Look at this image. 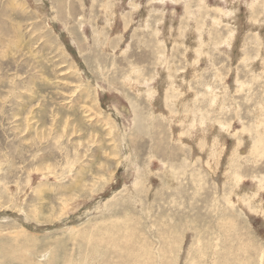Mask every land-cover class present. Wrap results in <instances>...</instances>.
I'll list each match as a JSON object with an SVG mask.
<instances>
[{"label":"rangeland","instance_id":"rangeland-1","mask_svg":"<svg viewBox=\"0 0 264 264\" xmlns=\"http://www.w3.org/2000/svg\"><path fill=\"white\" fill-rule=\"evenodd\" d=\"M263 151L264 0H0V264H264Z\"/></svg>","mask_w":264,"mask_h":264},{"label":"bare ground","instance_id":"bare-ground-1","mask_svg":"<svg viewBox=\"0 0 264 264\" xmlns=\"http://www.w3.org/2000/svg\"><path fill=\"white\" fill-rule=\"evenodd\" d=\"M203 1H204V0H203ZM150 2H151V1H150ZM152 3H153V0H152ZM235 4H236V3H235ZM116 7H117V6H116ZM117 9H118V8H117ZM123 9H124V8H123ZM135 9H136V6H135ZM186 9H187V7H186ZM186 9H185V10H186ZM119 10H120V9H119ZM133 10H134V9H133ZM166 10H167V9H166ZM170 10H171V9H170ZM170 10H169V11H170ZM172 10H173V9H172ZM185 10H184V11H185ZM167 12H168V11H167ZM118 13H119V12H118ZM163 13H164V12H163ZM186 13H187V12H186ZM129 14H130V13H129ZM170 14H171V12H170ZM186 16H187V15H186ZM189 17H190V16H189ZM231 17H232V15H231ZM233 17H234V16H233ZM121 18H122V17H121ZM121 18H120V19H121ZM175 20H176V19H175ZM233 20H234V19H233ZM251 20H253V19H251ZM172 21H173V20H172ZM188 21H189V20H187V22H188ZM257 22H258V21H257ZM170 23H171V22H170ZM258 23H259V22H258ZM164 39H165V38H164ZM197 42H198V41H197ZM156 50H157V49H156ZM163 53H164V52H163ZM163 55H164V54H163ZM165 55H166V54H165ZM166 56H167V55H166ZM189 57H190V56H189ZM198 57H199V56H198ZM164 58H165V57H164ZM196 58H197V56H196ZM189 61H190V60H189ZM193 64H195V63H193ZM168 81H169V80H168ZM152 83H153V81H152ZM148 84H149V83H148ZM148 84H147V85H148ZM150 84H151V83H150ZM145 85H146V84H145ZM174 85H175V84H174ZM154 86H155V85H154ZM165 86H166V85H165ZM176 86H177V85H176ZM176 86H175V87H176ZM144 88H145V87H144ZM153 88H154V87H153ZM133 90H135V89H133ZM159 90H162V89H159ZM156 92H157V91H156ZM176 92H177V91H176ZM153 94H154V93H153ZM155 95H156V94H155ZM157 95H158V94H157ZM150 98H151V97H150ZM150 98H149V99H150ZM155 98H156V97H155ZM155 98H154V99H155ZM157 98H158V97H157ZM161 99H162V98H161ZM157 100H158V99H157ZM157 100H156V101H157ZM172 100H173V99H172ZM172 100H171V101H172ZM152 103H153V102H152ZM157 103H158V101H157ZM175 105H176V104H175ZM159 106H160V105H159ZM155 107H156V105H155ZM161 108H162V110L164 109L163 106H162ZM155 110H156V109H155ZM169 110H170V109H169ZM164 111H165V110H164ZM188 113H189V112H188ZM190 113H191V112H190ZM190 113H189V114H190ZM199 113H200V112H199ZM194 114H195V113H194ZM201 114H202V113H201ZM170 115H171V114H170ZM177 115H178V114H176V116H177ZM182 115H183V113H182ZM184 115H185V114H184ZM198 116H199V115H198ZM201 117H202V116H201ZM187 118H188V116H187ZM199 118H200V116H199ZM177 120H178V119H177ZM206 120H207V119H206ZM198 121H201V120L198 119ZM198 121H197V124H198ZM171 122H172V121H171ZM186 122H187V121H186ZM193 122H194V120H193ZM178 123H181V122H178ZM200 123H201V122H200ZM208 123H209V121H208ZM174 124H175V123H174ZM181 124H182V123H181ZM189 124H190V122H189ZM197 124H196V125H197ZM201 125H202V124H201ZM206 126H207V123H206ZM208 126H210V124H209ZM208 126H207V127H208ZM178 128H179V127H178ZM182 128H183V127H182ZM193 128H194V127H193ZM197 128H198V127H197ZM200 128H201V127H200ZM200 128H199V129H200ZM203 128H204V126H203ZM203 128H201L202 131H203ZM199 129H198V131H199ZM205 129H207V128H205ZM178 130H179V129H178ZM182 130H183V129H182ZM182 130H180V131H182ZM185 130H186V129H185V127H184V132H185ZM190 130H191V129H190ZM196 130H197V129H196ZM196 130H195V132H196ZM209 130H210V129H209ZM212 130H213V129H212ZM212 130H211V131H212ZM187 131H188V130H187ZM198 131H197V133H198ZM204 131H205V130H204ZM204 131H203V132H204ZM192 132H193V131H192ZM212 132H213V131H212ZM197 133H196V134H197ZM200 133H201V132H200ZM191 134H192V133H191ZM202 134H203V133H202ZM206 134H208V132H207ZM211 134H212V133H211ZM177 135H179V134H177ZM203 135H204V134H203ZM177 137H178V136H177ZM177 137H176V138H177ZM197 137H198V136H197ZM203 137H204V136H203ZM209 137H211V136H209ZM195 138H196V137H195ZM204 138H205V137H204ZM190 139H191V138H190ZM188 140H189V139H188ZM193 140H194V139H193ZM202 140H203V139H202ZM207 140H209V139L207 138ZM191 141H192V140H191ZM188 142H189V141H188ZM200 142H201V141H200ZM200 142H199V143H200ZM202 142H203V141H202ZM209 142H211V139H210ZM190 143H191V142H190ZM203 143H205V142H203ZM203 143H201V144H203ZM195 144H196V143H195ZM209 144H210V143H209ZM236 144H237V143H236ZM203 145H204V144H203ZM212 145H213V144H212ZM212 145H210V146L213 147ZM222 145H223V144H222ZM198 146H200V145H198ZM236 146H237V145H236ZM236 146H235V147H236ZM242 146H243V145H242ZM262 146H263V145H262ZM190 147H191V146H190ZM195 147H196V145H195ZM253 147H254V144H253ZM204 148H205V147H204ZM240 148H241V147H240ZM205 149H206V148H205ZM221 149H223V148H221ZM199 150L201 151V150H202V147H201V149H199ZM206 150H207V149H206ZM236 150H237V149H236ZM238 150H239V148H238ZM238 150H237V151H238ZM249 150H250V149H249ZM198 152H199V151H198ZM207 152H208V151H207ZM263 152H264V151H263ZM238 153H239V152H238ZM242 154H243V153H242ZM199 155H200V154H199ZM208 155H211V154L209 153ZM262 155H263V154H262ZM207 157H208V156H207ZM199 158H200V157H199ZM206 163H208V162H206ZM207 165H208V164H207ZM217 165H218V164H217ZM217 168H218V167H217ZM262 185H263V184H262ZM256 191H257V190H256ZM104 229H105V228H104ZM177 234H179V233H177ZM135 237H136V236H135ZM258 239H259V238H258ZM122 240H123V239H122ZM128 240H129V238H128ZM132 240H133V239H132ZM125 241H126V240H125ZM146 241H147V240L145 239V242H146ZM111 242H112V241H111ZM145 242H144V243H145ZM167 242H168V241H167ZM171 242H172V241H171ZM245 242H246V241H245ZM146 243H147V242H146ZM100 244H101V243H100ZM149 244H150V243H149ZM168 244H170V243H168ZM162 245H163V244H162ZM165 245H166V244H165ZM181 245H182V244H181ZM193 245H194V244H193ZM135 246H136V245H135ZM141 246H142V245H141ZM150 246H151V245H150ZM166 246H167V245H166ZM131 247H132V246H131ZM131 247H130V249H131ZM137 247H138V246H137ZM137 247H136V248H137ZM152 247H153V246H152ZM190 247H191V246H190ZM186 248H187V247H186ZM100 249H101V251H102V248H100ZM133 249H134V247H133ZM141 249H143V248L141 247ZM148 249H149V246H148ZM150 249H151V248H150ZM98 250H99V249H98ZM171 250L174 251V249H171ZM176 250H177V249H176ZM101 251H100V252H101ZM104 251H105V250H104ZM132 251H133V250H132ZM145 251H146V250H140V251H137V252L135 253L136 256H138V257L141 256V257L139 258V260H143V259H144V252H145ZM173 251H171V252H173ZM184 251H185V250H184ZM230 251H231V250H230ZM237 251H238V250H237ZM128 252H129V251H128ZM150 252H151V250H150ZM180 252H181V251H180ZM228 252H229V251H228ZM248 252H249V251H248ZM120 253H121V252H120ZM232 253H233V252H232ZM232 253H231V254H232ZM97 254H98V253H97ZM126 254H127V253H126ZM135 254H134V252H133V253H130L129 255L133 257ZM152 254H153V251H152ZM154 254H155V253H154ZM227 254H228V253H227ZM120 255H121V254H120ZM120 255H119V257H120ZM122 255H124V254H122ZM129 255H128V256H129ZM148 255H149V254H148ZM171 255H172V254H171ZM174 255H176V254H174ZM236 255H238V254L236 253ZM41 256H42V255H41ZM124 256H125V255H124ZM155 256H156V255H155ZM238 256H239V255H238ZM246 256H247V255H246ZM122 257H123V256H122ZM122 257H121V258H122ZM148 257H149V256H148ZM161 257L163 258V256H160V258H161ZM174 257H175V256H174ZM189 257H190V256H189ZM227 257H228V256H227ZM249 257H250V256H249ZM123 258H125V257H123ZM190 258H191V257H190ZM238 258H239V257H238ZM30 259H31V258H30V253H28V255L25 254L23 257L18 258V259L16 260V263H17V264H33V262H31ZM132 259H133V258H132ZM181 259H182V258H181ZM213 259H214V258H213ZM230 259H231V258H230ZM230 259H229V260H230ZM124 260H125V259H124ZM221 260H222V259H221ZM239 260H240V259H239ZM158 261H159V260H158ZM122 262H124V261H122ZM161 262H162V261H161ZM175 262H176V261H175ZM178 262H179V261H178ZM237 262H238V261H237ZM246 262H247V261H246ZM252 262H253V261H252ZM53 263H54L53 261H50V263H48V264H53ZM142 263H143V262H142ZM151 263H152V262H151ZM151 263H150V264H151ZM220 263H221V262H220ZM225 263H226V262H225ZM102 264H103V263H102ZM128 264H129V263H128ZM137 264H139V263H137ZM160 264H161V263H160ZM175 264H176V263H175ZM180 264H181V263H180ZM184 264H185V263H184ZM187 264H188V262H187Z\"/></svg>","mask_w":264,"mask_h":264}]
</instances>
